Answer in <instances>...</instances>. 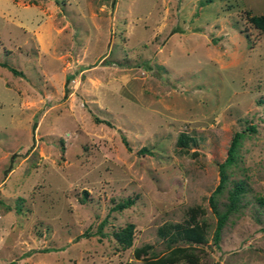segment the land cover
Returning a JSON list of instances; mask_svg holds the SVG:
<instances>
[{
  "label": "rangeland",
  "instance_id": "374dc122",
  "mask_svg": "<svg viewBox=\"0 0 264 264\" xmlns=\"http://www.w3.org/2000/svg\"><path fill=\"white\" fill-rule=\"evenodd\" d=\"M259 13L264 0H0V264H264ZM235 182L215 244L212 205ZM191 216L204 241L173 251L161 231Z\"/></svg>",
  "mask_w": 264,
  "mask_h": 264
},
{
  "label": "trees",
  "instance_id": "16d2710c",
  "mask_svg": "<svg viewBox=\"0 0 264 264\" xmlns=\"http://www.w3.org/2000/svg\"><path fill=\"white\" fill-rule=\"evenodd\" d=\"M248 21L256 28H258L259 30L264 32V14L263 13H259V14H250L247 17ZM11 70L15 71L14 68H11ZM260 101L264 104V97L260 99ZM252 129V127H247ZM240 135L239 131H235L230 139V142L228 144L227 147V151H226V156L223 160V162L220 165V169H222V165L229 162L232 159V154H233V150L236 144V140L237 137ZM194 138L191 136H187L185 133H179L178 138H177V142L180 145H185L188 144V142L193 143L194 142ZM223 181V176L221 175L219 177V181L217 182V184L214 187V190L210 192L209 197L212 198L214 193L216 192V190H218V188L221 186ZM241 186L239 183L235 182L232 189H230L229 193H228V203L226 205V208H224L223 210L219 211L217 210V208L212 205V211L215 214V223H214V227L212 230V241L216 244L219 237H220V233H221V229L224 225L225 219L228 215V213L232 210V208L235 207V201L238 197V193L241 190ZM1 201V200H0ZM132 198L127 197L122 201H118L116 202L112 208H116V209H120L122 207L128 206L129 204L132 203ZM212 204V201H211ZM18 207L15 206V210H17ZM196 221L193 218V216L189 217V219L184 222L183 224H175L174 225V231L170 230L169 231L166 229H163V231H161V234L163 236H166V241L167 244H170L174 250H179L182 247L179 246V244H177L178 241L181 242H189V243H194V242H202L204 241L205 237L204 234L201 232L200 228H197L196 226ZM115 236L122 242L125 243H129V235H127L126 233H115ZM152 260V259H151ZM168 262H173V258H166L165 259Z\"/></svg>",
  "mask_w": 264,
  "mask_h": 264
}]
</instances>
